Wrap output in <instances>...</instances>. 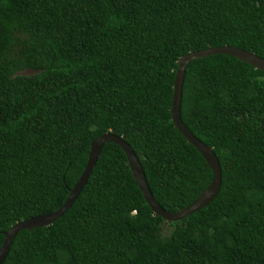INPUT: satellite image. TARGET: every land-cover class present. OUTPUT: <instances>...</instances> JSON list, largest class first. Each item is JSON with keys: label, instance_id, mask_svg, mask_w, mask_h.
I'll use <instances>...</instances> for the list:
<instances>
[{"label": "trees", "instance_id": "16d2710c", "mask_svg": "<svg viewBox=\"0 0 264 264\" xmlns=\"http://www.w3.org/2000/svg\"><path fill=\"white\" fill-rule=\"evenodd\" d=\"M223 46L264 59V0H0V245L61 208L104 133L131 148L160 209L189 206L213 174L171 122L174 72ZM178 115L219 164L206 207L153 214L107 142L69 208L18 231L0 264H264V72L192 60Z\"/></svg>", "mask_w": 264, "mask_h": 264}, {"label": "water", "instance_id": "95a60500", "mask_svg": "<svg viewBox=\"0 0 264 264\" xmlns=\"http://www.w3.org/2000/svg\"><path fill=\"white\" fill-rule=\"evenodd\" d=\"M215 54L229 55L240 61H243L244 63L253 67L256 70L264 72V59H261L249 52L234 47L223 46V47L207 48L204 50L185 54L178 59L176 64V70L174 72L173 82H172V97L169 108L170 119L173 126L178 131V133L204 159V161L207 163L213 174V179L210 182V184L189 206L185 207L184 209L174 214L166 213L162 209H160L157 206V204L154 202L148 190L140 164L137 158L135 157L134 153L132 152L131 148L120 137L114 136L110 133H104L91 141L87 154V160L83 168V171L81 172L79 178L71 188L70 193L66 198L65 202L63 203V205L61 206V208L55 211L54 213L35 216L33 218L16 223L8 231L4 233V237L0 245V263L2 262V260L4 259L7 253L11 238L18 231L23 229H35L39 227H46L50 223L55 221L58 217H60L69 208V206L75 200L82 186L86 183L89 174L92 170V167L101 150V147L107 142H111L117 145L123 151L127 160L130 173L134 179V182L136 183V186L144 202L146 203V205L149 207V209L153 214L162 218L166 222L179 221L184 217L191 215L197 212L198 210L206 207L209 204V202H211V200L215 197L219 189V185H220L219 164L212 151L209 148H207L205 145H203L200 141H198L195 137H193L183 126V124L179 119L178 109L180 102V89L183 79V72L187 63L198 58H203Z\"/></svg>", "mask_w": 264, "mask_h": 264}, {"label": "rangeland", "instance_id": "374dc122", "mask_svg": "<svg viewBox=\"0 0 264 264\" xmlns=\"http://www.w3.org/2000/svg\"><path fill=\"white\" fill-rule=\"evenodd\" d=\"M17 74L18 75H22V74L27 75L28 73L27 72H18ZM169 232H170L169 227L163 226V227H161L160 235H161V237H166L169 234Z\"/></svg>", "mask_w": 264, "mask_h": 264}]
</instances>
